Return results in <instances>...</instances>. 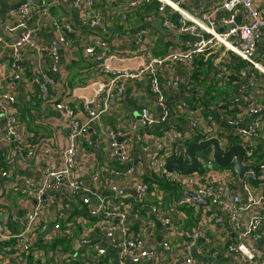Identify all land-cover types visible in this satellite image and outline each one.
I'll use <instances>...</instances> for the list:
<instances>
[{
	"label": "built area",
	"instance_id": "built-area-1",
	"mask_svg": "<svg viewBox=\"0 0 264 264\" xmlns=\"http://www.w3.org/2000/svg\"><path fill=\"white\" fill-rule=\"evenodd\" d=\"M43 4L45 0H40ZM69 6H78L87 1V7L91 14L86 16V23L91 29H98L102 38L85 46L86 54L96 62V71L108 76L104 82H96L97 91L95 98L84 97L82 99L83 111L86 114L81 119L77 111L64 102H59L57 107L65 113L68 125L66 137L67 145L56 153L48 146L33 144L26 148V156L40 159L59 157L57 164L43 166L38 174V180L30 177L15 178L8 182V187L18 191L22 195L33 197V208L23 217H18L11 207L4 206L0 214V264L11 263L13 259L22 261L34 251L37 239L49 233L65 235L63 221L69 216L65 205L66 198L76 200L88 207L91 215L103 214L106 222L104 235L113 246L119 248V264H139L146 258L160 256L161 253L170 254L180 248V253L175 255V264H195L192 256L197 242L203 237L204 230H193L187 241L175 246L170 240L163 239L160 247L150 242L151 228L135 234L131 228V218L128 211L121 208H109L101 203L97 204L94 198L95 190L85 179L76 175V156L80 151L79 140L87 134L91 124L113 106L115 100L126 92L129 82L139 79L143 75H149L151 92L155 97L154 106L144 104L140 110V122L146 128H150L155 137L146 138L140 134L135 138L146 143L144 150L149 154V163L145 174H156L167 181L177 183L185 191V194L175 201L176 206L192 205L197 200L208 199L210 203L218 206L225 212L236 227L240 230V240L228 245L224 252L217 254L226 256L236 264H264V248L259 250L253 243L256 232L264 226V181L253 183L250 181L252 173H247L245 178L238 183L239 193H232L229 185L216 186L213 182L201 183L199 179L187 178L188 172L178 169H167L169 160L185 154L190 142L200 139L219 138L224 149L230 148L232 139L239 141L245 148L243 163L248 166H256L264 179V158L258 159V140L264 141V102L257 101L253 92L257 85L264 88L260 82L264 78V9L256 0H221L212 10L210 15L197 14L186 10L182 0H127L125 5L133 10L150 6L154 1L158 2L156 14L162 17L163 25L172 33L184 36L185 39L179 47L161 54H149L143 64L137 70H111L103 62L109 50V41L105 34L109 32V19L101 11L94 9L96 0H62ZM38 1L23 0L19 5L9 9L0 15V45L7 52L17 55L25 48L34 45V39L41 31L39 23L33 24L36 13L34 5ZM171 7L173 9L169 10ZM178 15V20L174 14ZM59 29V41L66 44V34L73 28L69 24L61 25L59 20L51 21ZM9 36H14L12 41ZM213 52L211 60L213 67V81L217 84H226L231 76H238V85L234 94L230 97V106L223 108L221 104L209 103L199 100L204 99L201 91L193 95L190 100L184 98L177 100L169 106L167 93H177L184 89L191 91L193 81L191 76L196 62ZM42 52H37L40 55ZM51 65L46 71L44 81L35 78L43 94L47 87H58V74L61 65V56L56 47L51 48ZM237 60L245 63L244 67L234 70ZM173 63L186 64V78L182 82L180 76L168 74ZM14 64L18 65L17 58ZM13 78L16 82H23L24 75L20 71L13 70ZM264 83V82H263ZM87 89H91L88 85ZM236 94L234 99H231ZM16 98L8 92L0 93V107L13 104ZM4 126L0 125V154L5 147L11 146V157L23 152L26 144H22V135L18 130L19 119L14 112H7ZM221 123L225 124L222 125ZM158 127V128H157ZM157 129L160 135L155 136ZM128 134V133H127ZM120 131L109 130L107 135L110 143L111 154L122 163L130 159L128 143H119L117 137L127 135ZM154 140V141H153ZM209 156L199 157L201 167L207 168L215 163L213 149L208 150ZM0 156V183L1 188L9 180V173L2 167ZM133 172L132 168L126 170V174ZM195 172V171H193ZM120 175V171H115ZM152 181V180H151ZM150 181V182H151ZM11 182L14 185L11 186ZM150 182L140 179L135 184L139 196L145 197L150 190ZM232 190V191H231ZM190 193V194H189ZM197 198V200L194 198ZM245 198V203H243ZM100 200L102 197L100 196ZM45 210V211H44ZM250 210L251 217L246 225L241 222V212ZM155 220L163 225L172 223L173 217L161 211L158 206H153ZM44 213L46 215H44ZM4 216V217H2ZM50 222L49 223L47 222ZM217 221H221L218 218ZM264 233V230H263ZM256 239V238H255ZM82 245L91 244L84 239ZM94 244V245H93ZM91 244L97 250L92 258L95 264L100 262L101 256L107 249L97 242ZM42 259V254L38 253ZM160 254V255H159ZM12 256L16 258L10 259ZM55 256L52 253V258ZM106 264H113L108 260Z\"/></svg>",
	"mask_w": 264,
	"mask_h": 264
},
{
	"label": "crops",
	"instance_id": "crops-1",
	"mask_svg": "<svg viewBox=\"0 0 264 264\" xmlns=\"http://www.w3.org/2000/svg\"><path fill=\"white\" fill-rule=\"evenodd\" d=\"M36 1L39 3L34 5L38 15L34 16L32 23H39L41 31L34 39L35 46L25 48L15 57L0 45V93L8 92L16 98L15 103L0 107V125L4 126L7 112H14L19 119L18 130L22 135V144H26L23 152L14 157H11L10 148L14 143L5 147L0 154L2 167L10 175L9 180L3 185L4 188H1L0 183V214L3 212L2 208L6 206L11 207L18 217H23L33 208L34 199L10 189L8 182L23 177L38 180L41 163L47 166L59 162V157L52 156L43 160L38 156L28 158L26 148L36 144L48 146L53 153L63 149L67 145L68 125L64 111L59 109L57 104L59 102L68 104L77 111L81 119H84L86 114L83 111L82 99L77 95L82 94L83 100L84 97L93 100L98 87L94 83L108 79L107 75L96 71V62L84 50L86 45L103 37L98 29H91L85 21L86 16L91 14L87 1H82L80 5L73 7L62 0H45L43 4L40 0ZM126 1L96 0L94 7L96 11L103 12L110 22L109 32L105 34V39L109 41V50L103 65L111 70H137L149 54L175 50L185 39L184 36L170 32L163 25L162 17L155 13L159 6L156 1L154 7L147 6L133 10L126 7ZM21 2L23 0H0V15L6 14L9 9ZM256 2L264 9V0H256ZM182 3L189 12L210 15L221 0H182ZM168 9L173 11L171 7ZM174 12L177 21L178 15L176 11ZM55 19L59 20L61 25L69 24L73 28L71 33L66 34V44H61L59 41L60 31L51 22ZM13 39L14 36H9L10 41ZM52 47H56L61 56L59 85L47 87L46 94H43L40 86L34 81L35 78H40L43 83L46 71L51 65ZM37 52L42 53L38 55ZM16 58L18 65L14 64ZM185 65L173 63L168 74L180 76L181 81L184 82ZM13 70L23 73V82L15 81ZM211 71L210 79L213 77V69ZM260 82L264 84V78H261ZM88 85L91 89L86 88ZM253 92L256 93L257 101L264 102V88L257 85ZM198 93V90L187 92L181 89L176 94L167 93V101L170 106L179 99L190 100ZM154 101L149 75H143L129 82L123 96L115 100L112 108L95 120L87 134L80 138V151L76 156V175L85 179L94 188L97 204L128 211L131 228L135 234L151 228L149 240L155 241L153 245L160 247L161 240L167 239L175 246L176 244L180 246L187 241L193 230L202 229L205 233L192 253L195 264H236L226 256L221 255L220 259L217 258V254L224 252L229 244L240 240V230L218 206L198 202L176 206L175 201L185 194V190L177 183L165 179L161 182L156 174L152 177L155 182H150L149 193L145 197L138 195L135 189L136 182L140 179H149L151 175L145 174L149 163V154L144 150L146 143L135 137L140 134L142 137L155 138L150 128L143 126L139 118L142 106L147 103L154 106ZM109 130L128 133L117 137L119 143H128L130 159L127 162L122 163L111 154L107 135ZM160 134L157 129L155 136ZM233 144H239V141L236 140ZM258 144L260 149L258 159H262L264 141L258 140ZM196 155L199 156L197 152ZM129 168H132L133 172L126 174ZM115 171H120L121 174L116 175ZM187 178L199 179L201 183L210 181L216 186L229 185L233 190L231 194L239 193L240 190L238 183H232L234 179L236 182L241 180L233 166L221 168L214 163L207 168L202 167L195 172H188ZM250 181L253 182L251 176ZM163 182L170 184V187ZM13 185L14 182H11V186ZM242 202L245 203V198ZM65 205L69 211V216L63 221L66 234L52 232L41 236L37 239L31 254L22 261L13 259L8 264H95L93 261L95 258L92 257L97 250L91 244L97 242L107 249L106 254L101 256L100 262L106 264L110 259L113 264H119V248L113 246L104 235L103 227L106 222L103 214L98 216L89 214L88 207L82 204L79 198L74 200L69 195ZM153 206H158L162 212L171 215L172 223L163 225L155 220ZM251 213L250 210L241 212L242 224L248 223ZM218 218H221V221L218 222ZM47 222L50 225V222ZM263 230L264 226L256 232V239L252 238L259 250L264 248ZM84 239L90 240L91 244L82 245ZM53 252L57 257H51ZM38 253L42 254V259L39 258ZM179 253L180 248L168 255L161 253L160 256L146 258L139 264H175V255ZM12 258L16 257L12 256L10 259Z\"/></svg>",
	"mask_w": 264,
	"mask_h": 264
},
{
	"label": "water",
	"instance_id": "water-1",
	"mask_svg": "<svg viewBox=\"0 0 264 264\" xmlns=\"http://www.w3.org/2000/svg\"><path fill=\"white\" fill-rule=\"evenodd\" d=\"M235 97L236 94L231 99H234ZM221 124L225 125L223 123ZM221 144V140L215 137L190 142L184 155L181 154L177 158L168 161L167 169H178L183 172L196 171L201 167V162L199 157L196 155V152L213 149V159L219 167L224 168L233 166L235 172L239 174V178L241 180L247 173H252L251 180L253 182L264 181V179L259 178L262 175V172L259 171L256 166H248L243 163L245 148L241 144L232 145L228 149L222 148ZM194 198L197 200L195 196ZM197 202L200 204H210L208 199L197 200Z\"/></svg>",
	"mask_w": 264,
	"mask_h": 264
},
{
	"label": "trees",
	"instance_id": "trees-1",
	"mask_svg": "<svg viewBox=\"0 0 264 264\" xmlns=\"http://www.w3.org/2000/svg\"><path fill=\"white\" fill-rule=\"evenodd\" d=\"M150 6L154 7L156 4L153 2ZM212 56H214L213 52H208L206 56L200 58L194 65V72L191 76V80L193 81L192 90L201 91V93L204 95V99L201 97V95L197 96H199V100L202 103L208 105L209 103L216 104L218 101H224V103L221 104V107L226 108L233 104V102H230L229 100L237 88L238 76H231L226 84L219 85L215 83L213 79H210L212 72L211 70L213 69V63L211 60ZM244 66L245 63L242 60H237L233 66V69L239 70ZM209 80L210 82L207 83ZM232 141L235 143L236 140L233 138ZM162 179L163 178H160L161 182L163 181ZM151 180L154 181L153 178L146 179L147 182H150ZM165 185L170 187V184L168 183H165Z\"/></svg>",
	"mask_w": 264,
	"mask_h": 264
},
{
	"label": "rangeland",
	"instance_id": "rangeland-1",
	"mask_svg": "<svg viewBox=\"0 0 264 264\" xmlns=\"http://www.w3.org/2000/svg\"><path fill=\"white\" fill-rule=\"evenodd\" d=\"M260 4V3H259ZM209 151L207 150V151H198L197 152V154L199 155V156H203V157H207V156H209Z\"/></svg>",
	"mask_w": 264,
	"mask_h": 264
}]
</instances>
